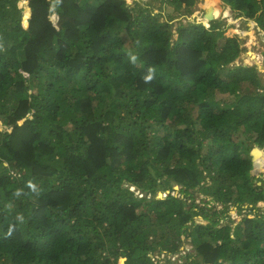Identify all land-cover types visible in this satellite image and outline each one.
Segmentation results:
<instances>
[{
	"label": "trees",
	"instance_id": "16d2710c",
	"mask_svg": "<svg viewBox=\"0 0 264 264\" xmlns=\"http://www.w3.org/2000/svg\"><path fill=\"white\" fill-rule=\"evenodd\" d=\"M197 1L0 0V264H264L262 75L218 20L173 39Z\"/></svg>",
	"mask_w": 264,
	"mask_h": 264
},
{
	"label": "rangeland",
	"instance_id": "374dc122",
	"mask_svg": "<svg viewBox=\"0 0 264 264\" xmlns=\"http://www.w3.org/2000/svg\"><path fill=\"white\" fill-rule=\"evenodd\" d=\"M129 5H133L134 3H138L139 6L147 8V2H151V11L152 14H156L159 12L158 7L162 4L160 3V0H126ZM226 7L222 3L221 0H198L195 5L192 8L191 14H186V12L182 13H171L168 14L170 16V30L172 32L173 39L176 37V26L179 25V23L186 24L189 21H193L194 23L200 22L201 17L206 16L208 20L210 18L218 20L220 22V28L224 29V37H232V36H238L240 40V46L242 47V52L240 53L239 57L233 62V65H244L245 66H252L256 65L258 68V71L262 75V81L264 83V31L261 29V27L253 20L246 18L243 15H239L234 11V15L231 14H225ZM204 11H207L205 13ZM165 14V15H164ZM165 12H163V17H160V21H165L169 18ZM176 17H180L179 21L176 22ZM172 18V19H171ZM189 18V19H188ZM233 20H237L232 25H229L233 22ZM227 23H226V22ZM230 21V22H229ZM255 22L256 25L259 28L254 29V27L251 25H247V22ZM225 23L226 26H222V24ZM231 29V30H230ZM174 41V40H172ZM249 57L250 62H245V57ZM255 56V57H252ZM262 148H259L257 152L255 151V155L253 156L252 160L253 163L257 164V174H259L260 177L264 178V152L262 153ZM256 158H259L256 160ZM262 161V164L259 165V161ZM257 161V162H256ZM254 173H256L254 171ZM260 184V182H258ZM197 189V188H196ZM174 192L175 195H180L178 193L179 187L175 189ZM195 194L197 195L195 199V203H199L200 205H203L201 203V199H204L205 196L201 191H196ZM206 199V198H205ZM209 205H212V203H209ZM256 210L264 211V204H261V202L256 203ZM245 209L247 208V205L244 204ZM222 209L221 206H217L216 210ZM245 209L237 212L236 207H229L227 213L232 216V226L236 224L240 218L244 215ZM221 222H226L225 217H219ZM197 222L200 223H206V221L202 220L201 217H196ZM231 221V220H228ZM187 247H190V244L187 245ZM186 251H182V253H185ZM183 261V259L181 260ZM188 263L193 264L191 261Z\"/></svg>",
	"mask_w": 264,
	"mask_h": 264
},
{
	"label": "built area",
	"instance_id": "2783aa9c",
	"mask_svg": "<svg viewBox=\"0 0 264 264\" xmlns=\"http://www.w3.org/2000/svg\"><path fill=\"white\" fill-rule=\"evenodd\" d=\"M148 255L150 256L154 264H156L159 259H163L165 257L164 253H149ZM167 257L169 258L170 261L174 263L182 262L178 257V255H168Z\"/></svg>",
	"mask_w": 264,
	"mask_h": 264
},
{
	"label": "water",
	"instance_id": "95a60500",
	"mask_svg": "<svg viewBox=\"0 0 264 264\" xmlns=\"http://www.w3.org/2000/svg\"><path fill=\"white\" fill-rule=\"evenodd\" d=\"M169 7L172 8V11H171L170 13H166V14H171V13L174 11V8H173V7L167 5V6L165 7V12L167 11V9H168ZM204 12L207 13V11H204ZM210 20H212V18H210ZM208 21H209V20H208ZM202 24H204V23H202ZM204 25H205V24H204ZM205 26H206V25H205ZM243 66H245V64H244ZM254 165H255V163H254ZM253 173H254V171H253ZM177 188H178V186H177V185H174V190L177 189ZM175 191H176V190H175ZM175 191H174V192H175ZM174 192H173V194H174ZM168 193H169V192H168L167 190H165L164 192H159V193H158V197L166 196V195H168ZM145 194H146V192H143V195H145Z\"/></svg>",
	"mask_w": 264,
	"mask_h": 264
},
{
	"label": "clouds",
	"instance_id": "9594fccd",
	"mask_svg": "<svg viewBox=\"0 0 264 264\" xmlns=\"http://www.w3.org/2000/svg\"><path fill=\"white\" fill-rule=\"evenodd\" d=\"M130 1H132V0H130ZM223 3V2H222ZM224 4V3H223ZM168 6H170V5H168ZM166 7V6H165ZM171 7H173V6H171ZM174 8V7H173ZM230 8V7H229ZM168 15V14H167ZM163 17V16H162ZM167 17V16H166ZM213 20V19H212ZM166 21V20H165ZM211 20H209L207 23H208V25L207 26H205L204 24H202V25H204L205 27H209V25H210V22ZM193 22V21H192ZM170 23V22H169ZM171 24V23H170ZM133 59H135V57H133ZM150 71V73H151V71L152 70H149ZM152 78H153V76L151 75V74H149L145 79H146V81H151L152 80ZM254 164V163H253ZM255 166H256V164H255ZM258 202H260V201H258ZM264 202V201H263Z\"/></svg>",
	"mask_w": 264,
	"mask_h": 264
},
{
	"label": "crops",
	"instance_id": "0c3cea01",
	"mask_svg": "<svg viewBox=\"0 0 264 264\" xmlns=\"http://www.w3.org/2000/svg\"><path fill=\"white\" fill-rule=\"evenodd\" d=\"M164 12H165V10H164ZM166 13V12H165ZM259 158H256V160H258ZM254 162V161H253ZM257 162V161H256ZM259 165H261L262 164V161L260 160L259 161V163H258Z\"/></svg>",
	"mask_w": 264,
	"mask_h": 264
},
{
	"label": "flooded vegetation",
	"instance_id": "af4514ba",
	"mask_svg": "<svg viewBox=\"0 0 264 264\" xmlns=\"http://www.w3.org/2000/svg\"><path fill=\"white\" fill-rule=\"evenodd\" d=\"M256 166H258V165L256 164Z\"/></svg>",
	"mask_w": 264,
	"mask_h": 264
},
{
	"label": "bare ground",
	"instance_id": "6f19581e",
	"mask_svg": "<svg viewBox=\"0 0 264 264\" xmlns=\"http://www.w3.org/2000/svg\"><path fill=\"white\" fill-rule=\"evenodd\" d=\"M197 23H199V22H197Z\"/></svg>",
	"mask_w": 264,
	"mask_h": 264
}]
</instances>
